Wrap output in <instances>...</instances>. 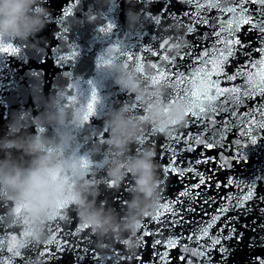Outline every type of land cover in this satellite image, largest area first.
I'll use <instances>...</instances> for the list:
<instances>
[{
    "label": "water",
    "instance_id": "1",
    "mask_svg": "<svg viewBox=\"0 0 264 264\" xmlns=\"http://www.w3.org/2000/svg\"><path fill=\"white\" fill-rule=\"evenodd\" d=\"M205 7L197 9L196 3H181L172 0L169 11L176 13L185 26H194L196 32L188 34L179 25H173L174 21L169 18H162L159 25H155L147 13L157 15L164 6V0H152L146 5L143 0H41L39 7L46 9V23L42 30L30 36L26 41L19 39L8 40L19 51L16 54L0 52V138L8 132L9 125L15 124L17 134H30L44 137H52L55 129L48 125H41L40 119L50 109L48 105L51 99L57 96L62 97L61 106L71 105L80 108L83 116L85 115V105L91 98L92 91L95 89L99 97L96 104V113L89 116L85 123L71 126V130L76 138L75 150L84 156L89 163V178L99 184L100 196L97 200L107 201L108 207L115 209L119 216H125L127 212L126 202L132 197L133 177L128 175L118 188H111L105 179V167L108 164V157L111 155L107 139L110 129L106 126V119L109 113L119 109L122 105L127 106L129 117L133 120L143 115V104L141 107L130 110L131 102L135 98L125 91H122L114 82V77L108 72L107 68L99 64V59L107 55L108 49L114 45H119L122 50L135 53L132 61H127L129 70L134 71L133 65L136 64V56H139L140 63L144 65L145 72L151 71L148 67L151 63L163 64L161 52L156 55L145 52V48L160 49L161 41L156 39L161 34L165 37H172L175 34L184 33V40L194 46L189 49L172 48L164 55L177 56V63L180 64V71L184 72L189 79H199L198 70L203 68L212 71L213 65L206 63L217 56L216 48H223L222 44L217 43L214 35H209L214 31L213 27L203 24H194L189 20L190 13L195 20L198 15L205 18L216 19L225 23L232 18L231 13H222L218 9L207 7V0H199ZM256 17V9L260 6L248 3L245 5ZM68 8L71 14L66 15ZM147 8V13L145 12ZM111 24L113 28L110 32L102 31ZM249 24H242L238 37L248 46L246 54H237L235 58L225 65V72L229 75L237 71H243L257 77L260 65L253 67L257 61L264 59V53L257 51L264 47V41L260 40L256 32L248 29ZM215 30H219L217 27ZM227 36V33L222 34ZM176 50V53L173 52ZM210 54L205 56L204 52ZM190 53L180 59L178 53ZM197 57H200L198 60ZM121 59L126 60V57ZM115 63H121L117 60ZM136 76L138 75L135 73ZM258 78V77H257ZM211 80L217 81L221 89L244 86L246 78L238 77L236 80H227L223 75L217 76L213 73ZM178 87L190 86L185 82L178 84ZM172 88L169 86L168 92ZM213 93L215 89L212 90ZM75 100L70 102V98ZM165 96L161 102H165ZM221 96L219 100H223ZM219 100L216 103H219ZM244 103L234 109L233 113L223 112L218 115L213 114L217 122L230 121L229 127L223 129L222 137H216L217 143L212 147H205L204 144H196L192 140L181 137L179 143L168 140L170 133H187L195 136L201 131V125L194 123L190 115L186 116L185 122L177 125H170L167 131L149 132L154 127L147 126L143 133L137 138V142L131 145L133 154H140L145 149L152 148L155 152V163L158 165L157 175L159 178L158 191L160 193L157 206L150 209L142 217L137 231L132 233V238L139 241V246L135 249V254L129 253L125 246V241H113L107 239V247L101 249L97 245V237L90 228H86L78 236L68 237L70 240L79 241L77 251L84 259L77 260L76 255L71 250L60 252L55 259L45 258L43 264H98L93 259L92 249L103 256L111 257L113 252L119 254L121 259L118 264H161L157 258V252L163 254L168 252L167 264H208L206 258L193 256L192 252L199 250V245H204L210 251L215 261H219V253L211 250V239L219 235V229L228 217H237L233 220L238 231L245 233V241L237 244L235 241H226L234 249L229 264H258L256 257L264 258V201L257 200L246 202L251 207L247 215L239 214V210L228 211L220 215V219L213 222L209 229V234L202 239H198L199 229L205 223L212 222V217L220 212L221 208L230 207L235 203L237 197L243 198L246 195L247 185H255L259 196H264V130L255 126V120L260 119L259 112L255 111L259 105H264V96L254 95L251 99L244 97ZM254 112V117H247L246 114ZM207 119V118H206ZM242 120H251L250 123H243ZM217 127H221L217 123ZM43 129V132L40 131ZM246 129L248 130L246 134ZM256 139L252 143L251 139ZM211 133H206L204 138ZM103 143H99L100 139ZM143 138V144L140 139ZM239 140L240 145L235 142ZM169 144L178 149L175 163L180 169L184 170L183 177L178 178L175 173H164L162 170L168 166L172 160L171 152H165ZM163 145V148L161 147ZM191 146L192 150H189ZM19 155V153H15ZM3 158V153H0ZM207 158L208 163H197ZM227 161V163H225ZM103 167H100V164ZM191 168L194 171H189ZM199 172L204 175L207 188L201 186L199 189L192 188L193 193L199 192L200 198L180 197L179 193L185 191L186 187L194 186L199 182L196 175ZM93 174V175H92ZM213 178L208 180V176ZM219 185V186H218ZM230 198V199H227ZM177 199L183 203H176ZM208 199L209 203H203ZM170 204L172 208L181 210V215L185 218L182 226L171 227L158 223L153 217L160 212L158 219L165 221L177 219L171 217L170 212L161 208L162 204ZM11 204L14 202L0 195V205ZM195 207L196 211H184V209ZM3 212V208H0ZM67 219L58 221H47L44 227V234L48 232L49 224L59 223L64 231L75 230L82 224L75 206L70 204L63 209ZM245 225H249L245 228ZM255 230H252V227ZM24 231L23 224H18L12 228H0V238L10 239L16 236L22 237ZM155 233V235H153ZM228 229L225 228V234ZM62 231L57 239L63 236ZM128 233L124 237H128ZM189 236H192L189 239ZM39 238V236H37ZM176 238L179 243L171 248H165L168 239ZM161 241L157 244L156 241ZM254 241V246L249 247L248 243ZM183 246V247H182ZM45 247L56 250V243L40 245L33 248L29 244L21 249L22 256L31 257L38 260L37 252ZM187 247L190 251L185 252ZM87 249V252L81 251ZM5 259L11 256L5 250ZM12 264H24L21 257H15ZM103 264H114L112 259H107Z\"/></svg>",
    "mask_w": 264,
    "mask_h": 264
},
{
    "label": "clouds",
    "instance_id": "2",
    "mask_svg": "<svg viewBox=\"0 0 264 264\" xmlns=\"http://www.w3.org/2000/svg\"><path fill=\"white\" fill-rule=\"evenodd\" d=\"M41 0H0V40L26 41L43 29L47 11L39 7ZM176 53V50L173 49ZM107 70L115 84L143 104V115L133 120L128 108L122 105L108 114L105 121L110 129L107 139L111 155L106 165L105 179L108 187L118 188L131 175L134 180L132 199L126 202L125 216H119L107 201L97 200L99 184L89 178L87 168L81 166L84 156L75 150L76 138L71 126L83 120L80 108L61 106L59 93L51 99L50 109L40 119L41 125L55 129L52 137L17 134L15 124L0 138V195L15 205H27V215L36 236L43 234L50 214L57 206L70 199L82 224L97 237V245L107 247L105 241L123 240L129 253L135 254L139 241L133 239L142 217L157 206L158 165L152 148L133 154L131 145L149 126L163 127L167 131L173 120L179 124L186 120L188 105L184 100L174 104L161 102L169 85H152L138 80L135 72L123 63H111ZM15 153H19L16 155ZM93 175V174H92ZM128 233L125 238L124 234Z\"/></svg>",
    "mask_w": 264,
    "mask_h": 264
},
{
    "label": "snow or ice",
    "instance_id": "3",
    "mask_svg": "<svg viewBox=\"0 0 264 264\" xmlns=\"http://www.w3.org/2000/svg\"><path fill=\"white\" fill-rule=\"evenodd\" d=\"M144 4L148 5L152 3V0H143ZM172 0H164V6L161 8L160 13L157 15H152L151 13H147V8H145V12L148 14V18L155 24L159 25L161 23V19L171 18L174 21L173 25H169V27L174 25H179L184 28V31L188 34H194L197 30L194 26H185L181 21L180 17L174 13L169 11V7ZM181 3H196V7L199 10H202L205 5L200 3L199 0H178ZM252 3L257 4L260 7L256 9V17L253 18L252 12L249 11L248 8L245 7L246 4ZM207 7L209 9L215 8L218 9L222 13H231L232 18L227 21V26L225 23L216 19L205 18L204 16L198 15L195 20L192 19L190 13H185V15L189 16V20L194 24H203L208 27H213L214 31L209 35H214L217 38V43L222 44L223 48H216L217 56L214 59L207 61L206 63H211L213 65L212 71H206L201 68L198 70L197 75H199V79L192 80L184 73L181 72L180 64L177 63V56H168L164 55V53L168 52L172 48L181 49L182 47H188L191 49L194 45L190 42L184 40V33L175 34L172 37L168 38L161 34L156 39L161 41L160 49H152L145 48V52H150L152 55H156L157 51L161 52L162 60L165 62L163 64L151 63L148 67L151 69L149 72H145L144 65L140 63V57L136 56V64L132 67L138 75L136 76L138 80L148 82L150 81L152 85H162L167 84L171 86L172 90L169 91L165 95V101L168 104H174L177 100H184L188 105L185 115H190L194 118L193 122L201 125V131L198 132L195 136H191L190 134L184 133H170L168 140L179 143L181 141V137L184 136L186 140H192L196 144H204L205 147H212L217 143L216 137H222L223 129L229 127L230 121L226 122H217L213 114H220L223 112L233 113L234 109L239 108L243 103L244 97L251 99L254 95L259 94L264 96V59L257 61L256 64H253V67L256 65H260V71L257 73V77H254L250 74H246L243 71H237L235 74H227L225 72V65L230 61V59L235 58L237 54H246L245 49L248 47L244 41H242L237 33L240 31V27L242 24H249L251 27L248 29L251 32H256L257 36L260 40L264 41V0H207ZM72 9L68 8L66 11V15L71 14ZM219 30H215L216 28ZM113 28V25L109 24L107 28L102 29V31L110 32ZM227 33V36H223L222 34ZM19 50L15 48L10 42L5 43L0 40V52L16 54ZM257 51L264 53V47L259 48ZM180 59H183L184 55H190V53H178ZM205 56H209L210 54L205 50ZM135 53L122 50L119 45H114L112 48L108 49L107 55L100 57L99 64L107 68L111 63L120 60L121 63L125 65L126 68H129V64L127 61H132ZM126 57V60L121 59ZM199 60L200 57H197ZM213 73L217 76L223 75L227 80H236L238 77L244 76L246 78V84L244 86L232 87V88H224L221 89L218 86V82L211 80L210 77ZM187 83L185 87H178V84ZM213 89L215 92L213 93ZM223 96V100H219V98ZM99 97L97 96L95 89L92 91L91 98L88 103L85 105V115L83 116L82 123L88 121L89 116L96 113V104L98 102ZM75 100V97L70 98V102ZM219 100V103L216 101ZM138 101L131 102L130 110L135 109L137 107H141ZM259 112L260 119L255 120V126L260 130H264V105H259L255 110ZM247 117H254V112H250L246 114ZM207 118V119H206ZM251 120H242L243 123H250ZM217 123L221 124V127H217ZM179 124L178 121L173 120L171 125ZM43 132V129H40ZM164 128L153 127L149 132V135L152 132H163ZM248 130L246 129V134ZM211 133V136L207 137V142L205 141V134ZM104 140L101 138L99 143H103ZM143 138L140 139V143L143 144ZM252 143H256V139H251ZM236 145H240V141L237 140L235 142ZM163 148V145H161ZM165 152H171L173 160L172 162L163 168L164 173H175L178 178L183 177L184 170L180 169L178 171V166L175 163V157L177 152L173 144H169L167 148H163ZM189 150L191 146H189ZM208 163V159L205 158L202 161H197V163ZM227 163V161H225ZM81 166L85 168H89V163L83 158L81 161ZM103 167L101 163L99 165ZM189 171H194L189 168ZM196 175L199 177V182L194 186L186 187L185 191L179 193L180 197H192L193 199H197L201 197L199 192L193 193L192 188L199 189L201 186L207 188L209 185L207 184L205 177L203 174L196 172ZM213 177L211 175L208 176V180H211ZM219 186V185H218ZM256 197L257 200L264 201V196H259L256 190L255 185H247L246 195L243 198L237 197L235 203L230 207L221 208L220 212L212 217V222L205 223L203 227L199 229V237L198 239H202L204 236L209 234V229L213 226V222L220 219V215L228 212V211H236L239 210V214L247 215L251 211V207L246 205V202L253 201V198ZM230 199L226 197V200ZM10 200V199H9ZM176 203H183L182 200L177 199ZM203 203H209L208 199H204ZM71 204L70 199H66L61 202L55 211H53L48 221H58L67 219V217L63 213V209L67 208ZM161 208L166 209L170 212L171 217L177 219H169L165 221H160L158 219L160 212L153 217V219L157 220L158 223L168 225L171 227L182 226L185 223V218L181 215V210L173 209L170 204H162ZM0 208H3V212H0V228L4 229L5 232L7 229L12 228L15 225L23 224L24 231L22 233V237L17 239L16 236H11L10 239L0 238V264H12V261L15 257H21L23 259L24 264H43L45 258L55 259L57 254L60 252H65L71 250L75 253L77 260L84 259V256L77 251L79 247V241L70 240L68 237L78 236L81 231L88 228L85 224H79L75 230L69 229L64 231L59 223H55L54 225L49 224L47 234H41L39 238H37L35 231L31 226L30 219L27 213V205H15L14 207L11 204L0 205ZM184 211H192L195 212L196 208H188L184 209ZM264 212V209H261ZM147 215V213H146ZM238 220L239 215L235 218L228 217L225 223L218 230L219 235H217L214 239H211L212 249L219 253V261H215V264H229V259L234 251L230 245H226V241H235L237 244L245 241V233L243 231H238L233 223V220ZM137 227H140L138 225ZM245 228H248L249 225H245ZM225 228L228 229V233L225 234ZM252 230H255V227H252ZM64 232L63 236L60 239H57V236ZM2 235V234H0ZM155 235V233H153ZM192 236H189L191 239ZM56 243V250L53 251L50 248L45 247L42 251L37 252L38 260H33L31 257L22 256L21 249L26 248L29 244L32 245L33 248H38L40 245H48ZM157 244H160L161 241L157 240ZM179 241L176 238L168 239L165 242V248H171L178 244ZM262 245H264V240L261 241ZM249 247L254 246V241L248 243ZM183 247V246H182ZM5 250L8 253H11L7 259H5L4 253ZM81 251L87 252V249H82ZM93 259L97 260L98 264H103V262L107 259H112L114 264H118V262L123 259L119 254L113 252L111 257L103 256L96 252L95 249H92ZM185 252L190 251L187 247L184 248ZM157 258L161 261V264H167L168 252L165 251L163 254L157 252ZM193 256L206 258L208 264H213V258L211 257L210 251L205 248L204 245H199V250L192 252ZM258 264H264V258L256 257Z\"/></svg>",
    "mask_w": 264,
    "mask_h": 264
}]
</instances>
